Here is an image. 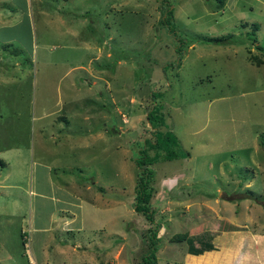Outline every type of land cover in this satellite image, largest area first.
Returning <instances> with one entry per match:
<instances>
[{"label":"rangeland","instance_id":"1","mask_svg":"<svg viewBox=\"0 0 264 264\" xmlns=\"http://www.w3.org/2000/svg\"><path fill=\"white\" fill-rule=\"evenodd\" d=\"M168 10L171 26L161 21ZM19 18L17 39L0 44V157L10 163L0 175L14 185L0 193V264H35L28 224L53 219L51 264H140L154 227L157 264H187L189 243L177 236L228 229L225 218L247 225L246 241L264 233V0H33L10 23ZM253 23L257 42L247 37ZM225 35L228 43L201 41ZM152 104L182 147L150 165L153 226L133 207ZM44 162L59 166L53 190L40 173L34 181ZM82 198L115 211H87L85 229L64 230L62 218L81 222ZM111 215L118 232L90 228ZM239 234L223 230L216 241ZM66 242L79 251L59 253Z\"/></svg>","mask_w":264,"mask_h":264},{"label":"crops","instance_id":"2","mask_svg":"<svg viewBox=\"0 0 264 264\" xmlns=\"http://www.w3.org/2000/svg\"><path fill=\"white\" fill-rule=\"evenodd\" d=\"M32 3H33V0H0V7H6V6L9 7V9L6 11H3L0 9V30L1 29L6 30L5 32H7V29L15 30L17 28L18 30L19 24L22 22V19L19 18L18 23H10L11 22L10 20L13 19L14 16L18 17V11L21 10L24 13V11L28 10V7L31 6ZM20 5H22V7ZM17 30H15V32L11 35L0 37V40L2 41L0 42V44L10 43L14 39H17L15 36ZM3 32L4 31H2V33ZM1 68H2V62L0 60V70H2ZM12 75H15V74L12 73ZM65 141L70 142V140H65ZM2 153L0 152V154ZM9 165L10 163L7 162L5 158L0 157V167L4 168ZM39 166L40 167L38 168V170H36V177L34 181L38 183L37 173H40L42 174L44 179L46 178L45 181L48 183V185L52 186V190H53L54 189L53 183H55L56 181L53 180L52 178V172L55 173L58 170V167H59L58 164L54 162L52 165H45V162H44L43 164ZM75 169L81 170L80 168H76V167ZM1 170L2 169H0V172ZM63 171H66L65 167ZM7 176L8 174H6L3 178H1V175H0V193H1V189H4L5 187L12 188L14 186V185L6 184L2 182L7 179ZM50 179H52L53 182H51ZM85 186L86 188H90L89 184H86ZM66 187L73 189L75 185L73 181L71 180L66 185ZM70 193L73 194L71 191ZM35 194L39 195L40 198H43V196H47L42 191H38V190H36ZM5 195L6 197H10L9 192H6ZM118 201L119 200L114 201V203H119ZM80 203H81L82 212H83L82 216H80L81 222L79 224L75 223L77 215L74 216V214H71L69 218H62L64 220L62 221V224L64 223L63 225L65 226L64 230L70 231L71 229H78L80 227L82 229H85V223H83V219L86 217L87 211L93 212V210L95 209L96 212L104 211L106 215H108L110 210L115 211L114 207L105 208L104 210H100L99 208L90 204L87 200L85 201V198H82V201L80 199L78 207L80 206ZM103 205L109 206L108 203H105ZM117 210L119 211L120 209H117ZM117 210L116 212H118ZM91 217H92L91 221H94L97 219L96 215L94 214L91 215ZM112 220H113V215H111V217L108 220H107V217L103 219L100 218L99 221H96L97 223L95 224L91 223L90 228L106 227L108 228L107 229L108 231L118 232L117 230L111 229L114 226L111 227L108 224V221H112ZM225 220L227 221V224L231 223L233 224V226H230L228 229L223 228V230H230L231 232H235L239 234L242 230L247 229L246 224H242V225L235 224L231 221L230 218H225ZM86 224L87 226H89L88 223ZM227 224L225 222V225ZM28 226H29V230L32 232V240H30L29 243H32L33 237H34V242H35V244L32 246L34 263L35 264L36 263L51 264L50 258L47 253L48 252L47 249H51V250L53 249V245L55 241H52L53 240L52 232L54 228L57 226V221L53 219L47 224V226H36L32 222H30ZM102 230L107 231L104 229ZM222 231H221V227L218 226L217 228L214 229V226L210 224L209 229L207 231H204V233H201V234L195 233L194 230L191 231V233H190V230L189 232H185L187 233L186 240L189 243L188 250L186 251V263L187 264H264V233L262 232L259 234L254 233L253 235L247 237V241H246V236H241L239 234L237 237H235L236 238L235 242L225 243V241L224 242L221 241L220 243V242H217L216 240L219 239L218 235H220ZM21 234H22V243L25 244L27 240L23 238L22 230H21ZM111 235L114 236L115 233H112ZM257 239H259L258 242H257ZM256 242L259 248L262 249V252L256 253L254 251L253 247L256 246ZM29 243L27 242L26 244H29ZM48 243H49V247H48ZM222 243H225V244H222ZM82 247L86 249L85 253L88 254V251H89L88 247H84V246ZM55 248L56 250H58L59 253L65 252V254L73 255L74 253L79 251L80 245H79V242H73L72 245L66 242V243H62L59 248H57L56 246ZM72 259H74V257H71L70 259L63 260V261L61 259V262L62 264H73L74 261H72Z\"/></svg>","mask_w":264,"mask_h":264},{"label":"trees","instance_id":"3","mask_svg":"<svg viewBox=\"0 0 264 264\" xmlns=\"http://www.w3.org/2000/svg\"><path fill=\"white\" fill-rule=\"evenodd\" d=\"M220 6H222L223 0H216ZM161 21L171 26L173 21V12L172 10H168L167 14L161 19ZM247 24L243 23V27ZM252 30L247 32V37L253 42H257V38L255 37V32L259 28L258 23L252 24ZM170 31H173L171 28ZM230 35L220 36V37H206L201 39V41L205 42H213V43H228L231 41ZM257 48L262 49L261 46L257 45ZM254 63L260 65L263 63L260 59H254ZM152 97H158L161 93L152 92ZM161 104H152L148 108L146 120L149 123V127L151 130V137H148L144 140V146L138 150V156L135 158V163L137 165V178L135 184V193L133 202V207L135 211L144 216L145 219L154 225L153 219V210L151 209L150 200L153 196L154 189L152 186V180L154 171L150 168V165L157 162L158 160H170L179 156L181 153V145L177 138V136L171 130H161V127H167L166 120L164 117V113L162 112ZM259 144L264 146V132L259 135ZM150 151H153V154H150ZM101 192V188H99ZM158 226V224L156 225ZM147 238L149 243V247L145 248L144 256L142 257V261L140 264H157L156 251L158 244L157 237V228L154 227L150 229ZM22 236V234H21ZM187 233H183L180 236H177L181 240H185Z\"/></svg>","mask_w":264,"mask_h":264}]
</instances>
